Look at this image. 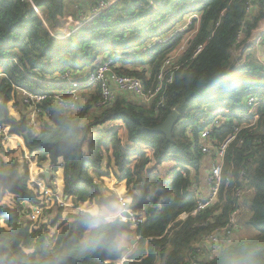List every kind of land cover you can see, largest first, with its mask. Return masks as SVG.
Returning a JSON list of instances; mask_svg holds the SVG:
<instances>
[{
    "label": "trees",
    "instance_id": "1",
    "mask_svg": "<svg viewBox=\"0 0 264 264\" xmlns=\"http://www.w3.org/2000/svg\"><path fill=\"white\" fill-rule=\"evenodd\" d=\"M34 1L54 27L68 15L78 18L93 12L100 0ZM158 2L160 6L153 10ZM248 2L121 0L69 40L58 42L24 0H0V125L9 126L23 141V146L16 142V149L7 150L11 148L6 149L0 139V264H55L59 256H63L61 264H113L125 256L107 248L80 253L76 245L86 230L78 211L68 210L63 219V210L58 209L54 232L46 224L37 228L21 218L26 204L37 205L41 197L29 184L24 148L38 164L62 162L64 196L77 207L113 200L115 189L108 188L109 179L125 187L124 198L136 214L142 213L138 215L144 221L136 226L121 222L113 229L132 236V242L137 240L129 246V260L124 264H155L157 257L163 264H188L196 255L194 245L204 235L224 228L238 208L239 227L253 235L238 237L224 246L236 249L264 242V105L258 110L256 127L241 133L244 144L238 146L236 142L227 151L223 178L230 180V186L226 196L222 192L206 211L178 221L197 206L190 189L200 178L203 163L200 150H193L186 136L187 128L210 118L220 108L233 113L247 111L245 98L264 97V65L249 56L246 65L238 69L233 58L235 49L250 38L264 18V0L258 1L250 17L246 15ZM192 14H198V25L194 21L193 26L172 41L155 46L146 57H131L137 48L175 32L181 19ZM241 35H245L243 43H239ZM190 36L158 112L155 103L145 107L124 96L101 107L100 86L82 90L75 105L71 96L63 94L73 90L77 74L83 76V71L103 62L105 55L117 53L123 58L117 60L120 65H114L115 71L141 79L151 90L165 60ZM125 37H129L125 46L113 44V40L123 41ZM22 90L46 97L39 105L38 128L27 127L25 134L4 123L5 111L9 112L10 105L18 106ZM209 95H219L223 105L210 107L204 102ZM173 111L179 113L180 121L174 128L173 142L168 143L164 135L151 130L161 126ZM232 118L214 129L218 144L234 131L236 117ZM110 122L122 125L113 131L102 129ZM69 128H77L78 139L65 137L62 130ZM176 167L184 169L186 176L176 172L165 179ZM242 171L248 183L240 180ZM239 188L246 192L241 199L233 196ZM200 259L198 264H221L218 253Z\"/></svg>",
    "mask_w": 264,
    "mask_h": 264
},
{
    "label": "built area",
    "instance_id": "2",
    "mask_svg": "<svg viewBox=\"0 0 264 264\" xmlns=\"http://www.w3.org/2000/svg\"><path fill=\"white\" fill-rule=\"evenodd\" d=\"M24 1L28 4L29 9L32 10L41 20L43 26L48 30L52 38L58 42H64L69 40L75 32L87 26L101 14L110 11L121 0H100L97 8L93 12H87L85 15L80 14L78 18L73 17L72 15L65 17L59 29H54L50 26L47 21V16L37 6L34 0ZM258 1L259 0H249L246 7L247 17H250L255 13L258 8ZM159 6L160 3H157V5L153 6V10H157ZM194 21H196L198 25V14H192L189 16L188 21L185 22L186 24H184V27L181 28V30H176L170 35H165L153 42L145 44V46L137 48L131 57L134 60L140 57H146L155 46L163 45L172 41L174 36H176L179 32H185L190 26H193ZM196 32L197 29L194 33ZM191 37L192 36L187 37L179 50L165 60L160 72L158 73L156 86L151 90L146 89L145 84L141 79L127 74H119L115 71L116 68L114 65H120L117 63V60H121L123 58L121 53H117L115 55H105L103 62L99 63L94 68L89 69L83 76H81V74H77L75 76L76 79H73L72 76L68 77L67 75V78L73 79V90H67L63 94L71 96V104L75 105V102L82 90H91L96 86H100L101 101L99 106L101 107L111 105L119 96H133L147 102L150 106L155 103V111L158 112L165 102L166 90L168 86L174 82L175 73L180 68L178 56H180L185 50L186 43ZM263 37L264 18L259 22L256 29L252 31L250 38H248L245 42V35H241L239 37V43L244 42L241 44V52L245 54L246 52L249 53V51L257 49L260 46ZM204 47L205 45L199 46L193 59L203 50ZM233 58L236 62V68L238 69H242L248 62V55L244 56L243 61L239 62L238 58L235 56V51L233 52ZM20 92L24 96V104L33 113V118L30 120L28 127L37 129L38 124L35 116L39 117L42 113L39 105L43 104L46 97L42 94L32 93L25 90ZM57 102L60 103V106H62L61 98H58ZM263 105L264 97H248L246 98L247 111L233 113L229 108H220L214 112L210 118L202 119L199 123L191 125L187 128L186 136L192 142V149L196 150V148H198L201 154H207L213 150L215 152V160L213 165L204 172V175L202 176L203 179L200 173V178L196 179L193 189H190L193 192L192 194L197 204L195 210L192 213L182 214L178 221H185L189 217H196L199 213L206 211L215 204L222 192L224 196H226L227 190L230 186V180H224L223 178L227 151L236 142L238 143V146H242L244 144L245 140L241 133L246 130L251 131V128L256 127V123L259 120L258 110ZM67 109L73 110L71 108ZM232 117H236L234 119V131L218 144V139L213 135L214 129L221 127L222 123L229 122V118L233 119ZM121 125V122H110L102 126V129L106 131H113L117 126L120 127ZM204 130H208V132ZM0 139L6 145L12 140H18L19 137L11 133L9 126L0 125ZM24 153L27 167L29 169V184L35 188L36 192L41 194V197L37 201L39 202L37 205L26 204V209L24 210L22 214L23 217L21 218L29 220L37 228L46 224L49 228H51V232H54V225L58 217V209H67L69 211L72 210L82 213L88 208V206L82 205L77 207L72 200H69L64 196L65 171L61 162L57 164L44 163L41 165L38 164L37 158L32 156L27 150H24ZM170 165L176 166V163H172ZM176 172H180L183 176H186V171L184 169L176 167L173 173L167 175L165 179H170L169 177ZM158 173L159 172L157 171V174ZM201 180H203V182ZM240 180L244 183H248L245 179L244 171L240 174ZM245 195V188H239L234 191L233 196L241 199ZM117 198L118 201H123L126 204L125 213L127 212L129 214L128 216L124 214L121 222H130L136 226L144 221L142 216L134 213L133 210L130 209L129 203L123 195H118ZM240 213L241 208H238L230 215L224 228L217 229L204 235L194 245L196 255H193L189 259L188 264H198L201 260L200 258L214 256L217 253V245L224 246L226 244H230L241 228L238 223V216ZM155 264H163L160 257H157Z\"/></svg>",
    "mask_w": 264,
    "mask_h": 264
},
{
    "label": "clouds",
    "instance_id": "3",
    "mask_svg": "<svg viewBox=\"0 0 264 264\" xmlns=\"http://www.w3.org/2000/svg\"><path fill=\"white\" fill-rule=\"evenodd\" d=\"M62 132L70 140L78 139L80 135L77 128L63 129ZM24 150L27 149L24 148ZM125 211L126 204L118 201V198L94 204L83 211L80 215V223L84 226L86 233L76 245L80 253L87 254L100 248H107L112 252L125 254L122 259L113 264L127 262L129 259L126 253L129 251L130 238L125 232L113 230L121 223ZM45 247L48 245L46 244ZM216 252L220 256L221 264H264V242L245 244L236 249L217 245ZM62 259L63 256L57 257L55 264H61Z\"/></svg>",
    "mask_w": 264,
    "mask_h": 264
},
{
    "label": "rangeland",
    "instance_id": "4",
    "mask_svg": "<svg viewBox=\"0 0 264 264\" xmlns=\"http://www.w3.org/2000/svg\"><path fill=\"white\" fill-rule=\"evenodd\" d=\"M159 3V2H158ZM147 18H148V16H147ZM62 21V20H61ZM186 21H188V18L187 17H183L182 19H181V21H180V23L179 24H177L175 27H174V30L175 29H177V30H181V28H183L184 27V24H186L185 22ZM58 25H61V22L60 21H58ZM183 25V26H182ZM61 27V26H60ZM173 30V31H174ZM128 38L129 37H125V39L123 40V41H116V40H113V44L115 45V46H117V47H123V46H125V44L126 43H128ZM132 41L134 40V38H132L131 39ZM264 44V43H263ZM241 49H242V46L241 47H237L236 49H235V56L238 58V61L240 62V61H243V57L244 56H246L247 55V53L248 52H246L245 54L244 53H242L241 52ZM126 51H128V50H126ZM128 52H130V53H133L134 52V50H129ZM249 58V57H248ZM249 61V60H248ZM88 71V69L87 70H85V71H83V73H86ZM222 89H224V87L222 88ZM20 93V99H19V104H18V106L15 108V106H12V105H10V106H8V114L10 115V116H12V117H14V118H12V119H16L18 122H21L22 121V118L20 119V116L22 115L23 116V114H26L27 115V118L25 119L26 120V126H29V122H30V120L33 118V113L30 111V110H28V109H26V105L24 104V102H23V99H24V96H23V94L21 93V92H19ZM127 99H129V100H134V101H136V102H140V104L141 105H143V106H145V107H150V104H148L147 102H145V101H143V100H141V99H138V98H135V97H133V96H125ZM221 100V97L219 96V95H209L205 100H204V102H206V103H208V105L210 106V107H212V108H215V107H217L218 105H223L222 103H219V101ZM25 105V106H24ZM243 105L246 107V98L244 99V101H243ZM11 118V117H10ZM35 119H36V121H37V124H38V116H35ZM21 120V121H20ZM183 120H185V121H187V119H183ZM11 130V129H10ZM204 131H206V132H208V130H204ZM203 131V132H204ZM189 140V139H188ZM16 142H18V140H12L11 142H9L8 144H6L5 145V147H6V149L7 148H11V149H7V150H14V149H16V148H13L17 143ZM191 142V141H190ZM192 143V142H191ZM193 152V151H192ZM214 160H215V152L213 151V150H211L209 153H207V154H204V153H202V161H203V166H202V168H201V177L204 175V172L207 170V169H209L212 165H213V163H214ZM40 164V163H39ZM42 164H44V163H42ZM41 164V165H42ZM155 173V172H154ZM202 179H203V177H202ZM202 182H203V180H201ZM107 186H108V188H111V189H115L114 191H115V193L113 194V197L114 198H111V199H113V200H117V197H118V195H123L124 196V193H125V187L122 185V184H119V183H117L116 182V180H107ZM99 185H100V183H99ZM100 186H104V183L103 182H101V185ZM103 189V188H102ZM84 206V205H83ZM90 207V206H89ZM67 209H63V211H62V218L64 219V218H66V215H67ZM137 213V212H136ZM138 214H142V213H138ZM34 225V224H33ZM251 235H253V234H251V233H249V232H245L244 231V229H241L240 228V230H239V233L235 236V238L234 239H237L238 237H250ZM129 238H132V236H129ZM133 241H136V240H133ZM129 246H134L133 244H132V241H130L129 242Z\"/></svg>",
    "mask_w": 264,
    "mask_h": 264
},
{
    "label": "water",
    "instance_id": "5",
    "mask_svg": "<svg viewBox=\"0 0 264 264\" xmlns=\"http://www.w3.org/2000/svg\"><path fill=\"white\" fill-rule=\"evenodd\" d=\"M180 121V115L177 111H173L172 114L167 118V120L159 127L151 130L152 133L162 134L166 137L168 143L173 142V131L177 123ZM4 123L11 125L14 130L19 131L22 134L27 133L26 120L22 119L21 122H18L16 119L9 117L7 111H5ZM47 177V176H46ZM128 216V213H125ZM137 241H133L135 244Z\"/></svg>",
    "mask_w": 264,
    "mask_h": 264
},
{
    "label": "crops",
    "instance_id": "6",
    "mask_svg": "<svg viewBox=\"0 0 264 264\" xmlns=\"http://www.w3.org/2000/svg\"><path fill=\"white\" fill-rule=\"evenodd\" d=\"M61 22V25H62V21ZM61 25H58V22L57 24L54 26L55 29H59ZM264 37L262 39V42L260 44V46L255 49V50H251L249 51V53L247 54L248 57H252L253 59H255L258 63L264 65ZM21 141V142H20ZM20 145L23 146V141L21 138H19V142H18Z\"/></svg>",
    "mask_w": 264,
    "mask_h": 264
}]
</instances>
